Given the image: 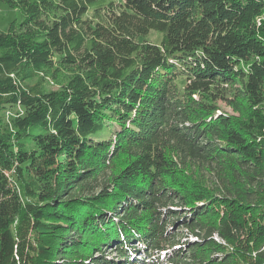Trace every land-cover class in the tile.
Listing matches in <instances>:
<instances>
[{"label":"trees","instance_id":"trees-1","mask_svg":"<svg viewBox=\"0 0 264 264\" xmlns=\"http://www.w3.org/2000/svg\"><path fill=\"white\" fill-rule=\"evenodd\" d=\"M0 4V264H264V0Z\"/></svg>","mask_w":264,"mask_h":264},{"label":"rangeland","instance_id":"rangeland-1","mask_svg":"<svg viewBox=\"0 0 264 264\" xmlns=\"http://www.w3.org/2000/svg\"><path fill=\"white\" fill-rule=\"evenodd\" d=\"M14 18L21 19V13H20V11L13 10L11 8H8L4 4H0V29L6 30L8 28L9 23ZM47 83H48V88H50V89L57 88L58 87V84L54 83L50 78H47ZM23 113H24V110H23V108L21 106L4 107V108H1L0 109V120H1V122L3 124L4 123L8 124V123H10V121L12 120V118H14L15 116H17L18 114H23ZM168 228L170 229V227H168ZM173 229L175 231H177L176 233H182L183 234V233L186 232L185 229H182V226L180 227L178 225V223H176V225L173 226ZM190 239L195 240L196 238L195 237H191ZM185 240L186 239H183L182 241L183 242H186ZM182 246H184V243L182 244ZM187 246H190V245H188V243H187ZM186 249H188V247ZM104 251H105L103 253V254H105L104 256L105 257H108V258H114V257L116 258L117 255H119L116 252L111 251V249H108V248L107 249L104 248ZM97 254L98 255H101L102 252H97ZM141 255L143 256V254H141ZM136 257H138L139 260H140V257L138 255H136ZM142 261H146V260L143 259ZM148 262L149 263L155 262V264H163V263H161V259H158V256H156L155 259H153V257H151L150 259H148ZM142 264H145V263H142ZM151 264H153V263H151Z\"/></svg>","mask_w":264,"mask_h":264}]
</instances>
